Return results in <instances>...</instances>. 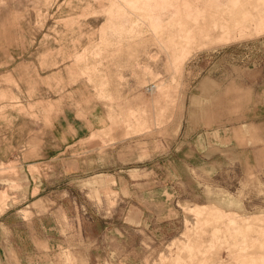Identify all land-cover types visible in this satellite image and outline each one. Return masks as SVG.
<instances>
[{"label": "rangeland", "instance_id": "374dc122", "mask_svg": "<svg viewBox=\"0 0 264 264\" xmlns=\"http://www.w3.org/2000/svg\"><path fill=\"white\" fill-rule=\"evenodd\" d=\"M0 264H264V0H0Z\"/></svg>", "mask_w": 264, "mask_h": 264}, {"label": "crops", "instance_id": "0c3cea01", "mask_svg": "<svg viewBox=\"0 0 264 264\" xmlns=\"http://www.w3.org/2000/svg\"><path fill=\"white\" fill-rule=\"evenodd\" d=\"M103 111L96 107L83 121L76 117L73 122H68L65 118L59 119L54 126V135L57 134L56 140L61 141L62 145H67L70 144V138L81 140L93 131L103 130L106 128V123H104L106 116L105 111ZM84 132L87 133L84 134Z\"/></svg>", "mask_w": 264, "mask_h": 264}]
</instances>
